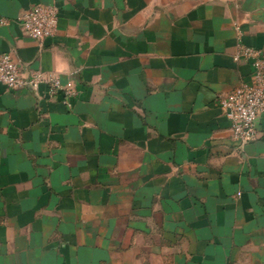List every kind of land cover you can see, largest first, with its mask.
I'll return each mask as SVG.
<instances>
[{
	"label": "crops",
	"instance_id": "crops-1",
	"mask_svg": "<svg viewBox=\"0 0 264 264\" xmlns=\"http://www.w3.org/2000/svg\"><path fill=\"white\" fill-rule=\"evenodd\" d=\"M239 44L264 0H0V55L73 91L0 82V264H264V111L241 143L216 101Z\"/></svg>",
	"mask_w": 264,
	"mask_h": 264
},
{
	"label": "built area",
	"instance_id": "built-area-1",
	"mask_svg": "<svg viewBox=\"0 0 264 264\" xmlns=\"http://www.w3.org/2000/svg\"><path fill=\"white\" fill-rule=\"evenodd\" d=\"M18 23L24 33L33 39L43 40L53 36L58 25L57 7L54 4L31 6L20 16ZM236 29L240 31L238 27ZM233 58L249 63V80L242 81L216 101L230 121L233 137L241 143H249L257 136L258 117L264 111V51L239 44ZM0 82L11 89L36 88L40 83H46L49 96L61 92L68 97L73 93L72 82L62 83L56 75L45 77L40 72L24 75L6 53L0 55Z\"/></svg>",
	"mask_w": 264,
	"mask_h": 264
}]
</instances>
